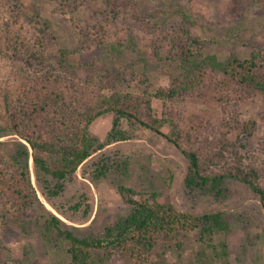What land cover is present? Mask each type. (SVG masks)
Returning a JSON list of instances; mask_svg holds the SVG:
<instances>
[{"label":"trees","instance_id":"1","mask_svg":"<svg viewBox=\"0 0 264 264\" xmlns=\"http://www.w3.org/2000/svg\"><path fill=\"white\" fill-rule=\"evenodd\" d=\"M104 2L115 17L124 12L145 22L131 0ZM155 12L163 20L173 19L175 26L167 31L169 37L164 36L168 46L163 55L160 47L154 49V56L175 64L179 72L168 87L147 82L142 94L113 90L105 94L108 79L95 77L93 65L75 67L62 49L55 64L42 52L40 39V51L25 46L29 52L25 54L13 44L8 56L2 53L6 61L18 64L14 80L21 78L20 85L25 87L14 100L5 97L0 110V216L10 215L24 227L34 224L45 243L63 251L59 264H115L117 260L122 264H231L227 240L216 242V234L227 238L232 232L225 211L196 214L156 199H137L133 188L119 185L117 192L130 212L99 235L85 236L40 201L31 165L47 196H57L94 153L126 139L119 128L121 120L181 152L187 161L184 183L189 192L221 199L228 192L227 182L239 183L258 198L264 213V169L250 155L240 153L243 141L256 129L255 123L242 119V107L264 97V50L238 54L234 47L244 38L240 26L203 34V27L188 17L180 0H169ZM43 23L56 31L53 20ZM156 24L164 27L165 23ZM50 34L54 38L55 33ZM155 100L160 102L159 112L154 109ZM186 101L199 102L204 108L189 110L182 106ZM108 113L114 117L112 130L99 142L90 130ZM8 132L15 139H4ZM117 165L120 171L127 163ZM167 172L171 178L170 168ZM9 231L6 228L0 234V248L8 253ZM189 238L199 244L195 252L188 247Z\"/></svg>","mask_w":264,"mask_h":264},{"label":"rangeland","instance_id":"2","mask_svg":"<svg viewBox=\"0 0 264 264\" xmlns=\"http://www.w3.org/2000/svg\"><path fill=\"white\" fill-rule=\"evenodd\" d=\"M131 1L144 15L145 22H137L124 12L115 17L112 7L104 0H0V110L5 97L14 100L25 87V84L20 85L21 78L14 80L18 64L6 61L2 53L7 55L13 44L18 45L19 52H25V46L27 50H39L37 39L44 43L42 52L55 64L61 59L62 49L68 52L66 58L75 67L93 65L95 77L108 79L105 80V94L112 90L142 94L147 82L155 87H168L179 71L163 57L156 58L154 49L161 47L162 56L168 46L164 36L169 37L167 33L174 30L173 19L163 20L155 14L156 8L169 0ZM180 1L188 17L203 27V34H218L240 26L244 38L234 47L237 53L248 55L253 49L264 50V0ZM45 19L54 21L56 31L45 26ZM160 21L165 23L164 27H158L156 23ZM50 31L55 33L54 38ZM182 106L189 110L204 108L194 101H186ZM154 109L156 112L161 109L157 100ZM241 115L244 121L255 123L256 129L243 141L240 153L250 155L254 163L264 169V97L247 102ZM113 120L109 113L96 120L90 130L92 136L99 142L104 141L112 130ZM119 128L125 132L126 139L107 144L94 153L57 196H47L43 184L37 183L31 165L33 185L47 209L81 235L96 236L130 212V206L117 192L119 185H125L136 191L137 199H156L161 204H173L196 214L225 211L232 232L227 238L224 234H216V242L227 240L229 262L264 264V213L252 192L235 182L226 183L228 192L221 199L189 192L184 183L187 161L180 151L125 120H121ZM10 133L4 139H15ZM120 162L127 165L118 171L117 163ZM167 168L172 171L171 178ZM261 184L264 186V170ZM6 228L10 230L11 252L0 248V262H62L63 251L45 243L34 224L24 227L15 223L10 215L3 219L0 216V234ZM189 239L188 247L195 252L199 244ZM122 263L117 260L115 264Z\"/></svg>","mask_w":264,"mask_h":264}]
</instances>
